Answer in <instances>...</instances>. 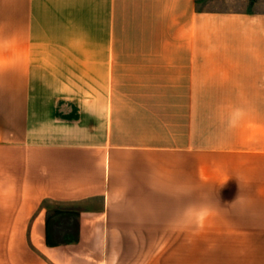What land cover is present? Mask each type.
Listing matches in <instances>:
<instances>
[{
	"label": "crops",
	"instance_id": "crops-1",
	"mask_svg": "<svg viewBox=\"0 0 264 264\" xmlns=\"http://www.w3.org/2000/svg\"><path fill=\"white\" fill-rule=\"evenodd\" d=\"M202 5L0 0V264H264V0Z\"/></svg>",
	"mask_w": 264,
	"mask_h": 264
},
{
	"label": "rangeland",
	"instance_id": "rangeland-1",
	"mask_svg": "<svg viewBox=\"0 0 264 264\" xmlns=\"http://www.w3.org/2000/svg\"><path fill=\"white\" fill-rule=\"evenodd\" d=\"M227 0H203L202 7L204 9H218L221 8ZM76 214L74 212H59L51 213L48 221L49 237L52 242L67 241L77 237V222L75 220ZM74 222V223H73ZM70 230V231H67ZM68 232L65 237L64 233Z\"/></svg>",
	"mask_w": 264,
	"mask_h": 264
},
{
	"label": "trees",
	"instance_id": "trees-1",
	"mask_svg": "<svg viewBox=\"0 0 264 264\" xmlns=\"http://www.w3.org/2000/svg\"><path fill=\"white\" fill-rule=\"evenodd\" d=\"M47 242L49 243V245H53V242L50 240L48 231H47Z\"/></svg>",
	"mask_w": 264,
	"mask_h": 264
}]
</instances>
